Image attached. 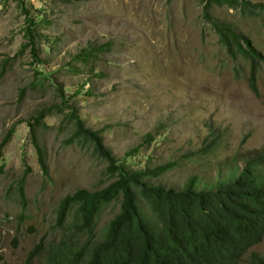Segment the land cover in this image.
I'll list each match as a JSON object with an SVG mask.
<instances>
[{"label":"rangeland","instance_id":"1","mask_svg":"<svg viewBox=\"0 0 264 264\" xmlns=\"http://www.w3.org/2000/svg\"><path fill=\"white\" fill-rule=\"evenodd\" d=\"M250 1L264 5V0ZM211 12L249 38L264 57V10L253 18L225 6ZM31 19L41 21V65L29 48H22ZM104 44L110 49L88 64L74 60ZM248 71V62L226 55L202 18L200 0H0V144L14 129L0 150L5 170L0 174V264H45L44 249L58 238L59 202L79 189L94 192L110 182L105 162L87 144L66 143L73 128L62 123L67 110L59 89L72 98L68 104L85 126L101 132L118 163L132 171L175 163L170 172L148 178L151 185L180 191L195 176L199 189L211 190L240 171L244 159L264 152V70L258 96L248 88ZM58 105L64 112L53 109L45 119L48 127L36 133L45 175L28 122L39 110ZM139 146L134 155L127 154ZM206 146L211 151L203 153ZM25 172L26 207L16 192ZM118 205L101 209L96 236L118 213ZM39 243L43 251L28 262ZM254 252L264 256V243L244 257Z\"/></svg>","mask_w":264,"mask_h":264},{"label":"trees","instance_id":"2","mask_svg":"<svg viewBox=\"0 0 264 264\" xmlns=\"http://www.w3.org/2000/svg\"><path fill=\"white\" fill-rule=\"evenodd\" d=\"M200 2L202 18L217 34L218 43L225 49L226 55L248 62L246 82L254 96H258L257 80L264 70V57L249 38L238 33L231 23L213 16L211 9L225 6L239 11L241 17L253 18L262 13L264 5L250 0ZM24 11L27 13V10ZM40 23L30 20L24 30L27 42L22 46L23 49H30L38 65L42 64L38 55ZM109 49L110 44L89 48L74 56V60L88 64L98 52ZM70 70L79 71L74 66ZM239 72L237 69L236 73ZM58 92L61 104L67 110L62 123H69L73 128L66 143L78 141L87 144L92 154L105 162L104 172L110 182L105 188L94 192L79 189L59 202L54 219L58 238L48 241L44 249L45 264H188L190 260L195 263L203 254L212 264H264V256L256 252L244 257L248 249L264 243V152L257 157L244 159L240 171L218 180L211 190L207 187L199 189L195 176L189 178L180 191L151 185L148 178H158L170 172L175 163L168 162L143 171L129 170L118 163L104 146L101 132L85 126L74 107L68 104L72 98H64L61 89ZM85 93L89 95L91 90L87 89ZM53 109L64 112L59 105L44 108L28 122L31 143L45 175L44 151L36 133L48 127L45 119L52 115ZM13 133L12 127L4 136L0 150L11 140ZM148 138L151 139L149 135ZM214 142L212 140L210 143ZM140 147L127 154L134 155ZM206 151H211L209 146L202 152ZM1 157L2 154L0 160ZM4 171L0 162V174ZM25 175L26 172L16 187L17 196L24 207L27 205ZM112 202H118L119 211L106 224L102 234L96 236V217L104 206ZM41 246L42 243H39L31 251L28 262L43 251L39 249Z\"/></svg>","mask_w":264,"mask_h":264},{"label":"clouds","instance_id":"3","mask_svg":"<svg viewBox=\"0 0 264 264\" xmlns=\"http://www.w3.org/2000/svg\"><path fill=\"white\" fill-rule=\"evenodd\" d=\"M188 264H212L208 259L205 258L204 254L201 255L199 259L195 263H192L191 260L188 261Z\"/></svg>","mask_w":264,"mask_h":264}]
</instances>
